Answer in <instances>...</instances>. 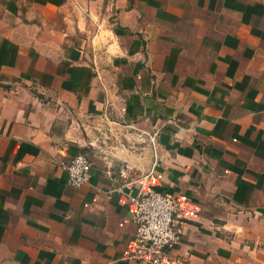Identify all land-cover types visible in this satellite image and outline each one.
<instances>
[{
  "label": "crops",
  "instance_id": "crops-1",
  "mask_svg": "<svg viewBox=\"0 0 264 264\" xmlns=\"http://www.w3.org/2000/svg\"><path fill=\"white\" fill-rule=\"evenodd\" d=\"M141 185L175 264H264V0H0V264H146Z\"/></svg>",
  "mask_w": 264,
  "mask_h": 264
},
{
  "label": "built area",
  "instance_id": "built-area-1",
  "mask_svg": "<svg viewBox=\"0 0 264 264\" xmlns=\"http://www.w3.org/2000/svg\"><path fill=\"white\" fill-rule=\"evenodd\" d=\"M63 167L70 187L78 189L89 181L92 163L87 155L78 153ZM130 199L135 225L131 256L146 264H175L170 253L180 243L183 222L190 215V204L142 185Z\"/></svg>",
  "mask_w": 264,
  "mask_h": 264
}]
</instances>
